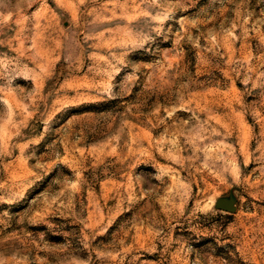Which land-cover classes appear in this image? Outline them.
I'll return each mask as SVG.
<instances>
[{
	"label": "rangeland",
	"instance_id": "374dc122",
	"mask_svg": "<svg viewBox=\"0 0 264 264\" xmlns=\"http://www.w3.org/2000/svg\"><path fill=\"white\" fill-rule=\"evenodd\" d=\"M0 264H264V0H0Z\"/></svg>",
	"mask_w": 264,
	"mask_h": 264
},
{
	"label": "water",
	"instance_id": "95a60500",
	"mask_svg": "<svg viewBox=\"0 0 264 264\" xmlns=\"http://www.w3.org/2000/svg\"><path fill=\"white\" fill-rule=\"evenodd\" d=\"M222 207L225 208V209H229L230 208V206L228 204H226V203H222Z\"/></svg>",
	"mask_w": 264,
	"mask_h": 264
}]
</instances>
